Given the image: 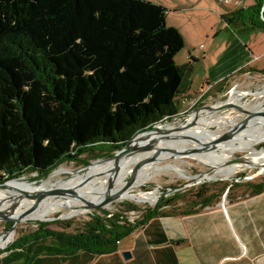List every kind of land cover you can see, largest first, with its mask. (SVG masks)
<instances>
[{"label": "trees", "instance_id": "16d2710c", "mask_svg": "<svg viewBox=\"0 0 264 264\" xmlns=\"http://www.w3.org/2000/svg\"><path fill=\"white\" fill-rule=\"evenodd\" d=\"M166 12L150 0H0V183L27 173L43 179L95 150L113 155L137 132L181 112L192 99V66L175 62L184 40L167 26ZM222 20L264 30V0ZM248 188L250 196L261 194L264 183ZM213 197L202 189L194 195L203 208ZM177 198L153 208L115 205L121 210L93 212L73 231L71 221L56 223L62 230L37 222L13 239L0 264L116 252L152 218L194 213L196 202L181 208Z\"/></svg>", "mask_w": 264, "mask_h": 264}, {"label": "crops", "instance_id": "0c3cea01", "mask_svg": "<svg viewBox=\"0 0 264 264\" xmlns=\"http://www.w3.org/2000/svg\"><path fill=\"white\" fill-rule=\"evenodd\" d=\"M237 1L240 4L243 2ZM196 4L205 6L198 8L196 5L195 11L208 12L210 16L215 12L225 13L226 16L254 5L252 3L245 8L238 5V9L233 10L222 0H197ZM219 7L224 12L218 11ZM222 17L221 23L226 26L223 31L229 30V40L224 42V39H220L224 32L219 31L220 34L210 38L208 47L200 45L199 54L190 52L184 65L179 66H192L187 78V94H191L189 85L195 77H200L201 89L207 90L225 79L230 81L248 69L254 74H264L263 68L255 65L258 58L246 45L249 41L243 43L236 36L237 32L249 30L264 33V30H253L242 23L231 27ZM169 27L178 28L173 25ZM177 30L184 39L179 28ZM263 54L260 53V56ZM197 65L202 66L198 75L195 74ZM220 191L222 197H213L204 208L201 202L196 201L195 206L192 205L194 213L152 218L146 226L119 241L116 252L106 255L80 252L67 256H38L27 264H264V192L250 196V189L246 185H228ZM124 252H129L131 256L124 259ZM8 264L23 262L11 261Z\"/></svg>", "mask_w": 264, "mask_h": 264}, {"label": "rangeland", "instance_id": "374dc122", "mask_svg": "<svg viewBox=\"0 0 264 264\" xmlns=\"http://www.w3.org/2000/svg\"><path fill=\"white\" fill-rule=\"evenodd\" d=\"M150 1L156 4L163 5L165 9L167 10V19H166L167 25L168 26L173 25L176 28L178 27L181 33L184 35L183 49L181 50L179 54H177V56H175V62L176 64H178V66L184 65V63L186 62V58L190 56L189 54L190 52L194 53L195 55H198L200 51L199 49L200 45H202L204 48H206V46L208 47V42L210 38L217 33L220 34L219 31L221 30L223 31V29L226 28V26L223 25L220 20V16L221 15L224 16L225 13L216 14L215 12L213 15L210 13L211 14L210 16L208 12L195 11L197 0H150ZM226 1H227L226 4H229L230 6L229 8H232L233 10L238 9V5L239 7L245 8L248 5H251L252 3H254V0H243V2L241 1L242 4H240V1H237V0H226ZM209 2L210 1H208V3ZM197 6L199 8L205 5L199 4ZM208 6L210 5L208 4ZM216 9L218 8L216 7ZM218 11L224 12L222 11L221 7H219ZM260 18L262 20L261 15H260ZM223 32L224 33L221 34L223 38H220V39H224V42H225L226 39L229 40L230 33H229V30H226ZM236 36H238L243 43H247V41H249V43H247L246 45L250 47V49L252 50L254 54V57L258 58L257 59L258 61L255 64L256 67L263 68L264 70V54L260 56V53L264 52V33L255 32V31L251 32L247 30L244 32H237ZM204 48L201 50V52L204 50ZM201 71H202V66L197 65L195 68V74L198 75ZM201 82L202 81L200 80V77L198 78L195 77L194 80L191 79V84L189 85V91L191 92L192 95L187 94V93L186 95H190L192 99H189L188 102L184 101L182 103V108L180 109L181 112L178 113V115L175 116L172 120L161 122L163 126H159L160 128L166 131V130H169V128L174 127L177 129L183 126L186 121L192 120L194 118V117L192 118L191 115L188 118L187 117L188 113H193L204 107L206 108V107L214 106L215 104H219V102L220 103L225 102L226 100H228L230 96V92L234 90V88L236 89L237 92L250 93V94H255L256 92L264 90V74L263 73L254 74L253 72L249 71V69L242 71L241 73H239V75H237L236 77H233L230 81H228L227 84H225L222 87L219 86L217 88H210L209 90L206 91L204 89H201L200 87ZM193 94H196V95H193ZM257 100H261V98L255 99V97L246 96L244 99L240 101V103L244 104L246 102H249L250 104H253ZM263 108H264V105H263ZM263 108H259L258 110H256V112H258L259 110H262ZM216 113H219L220 115L224 116L227 120H234L235 122L239 120L238 122H236L237 124L247 115L244 113L242 114V113L236 112L234 110H227V111H222V112L217 111ZM202 114H204V112L197 114V116H201ZM252 120L253 122H250ZM255 120H258V122ZM218 123L214 124V126H212L211 128H204V130L205 131L207 130L215 131L219 128ZM258 123H261V124L263 123L262 117L255 114V115H251V118L245 124L248 125L249 127H254L253 125H256ZM235 128L236 127L234 126H230V127L227 126L223 129L224 131H221V132H223V134H227ZM251 148L257 151L262 150L264 152V142L263 143L261 142L260 144H255V145L253 144ZM97 155L99 157L101 156L110 157L111 153L108 154L103 151L95 150L93 152H88L87 154L80 156L78 160L82 162H84L85 160L92 161L91 159ZM169 155L170 156L167 158L160 157L154 160L150 159L151 162L149 163H146L148 161L143 160L145 162H139L137 165H133V168L134 170H136V168H138L139 165H140L139 167H143V166L158 167V166L167 165V164H174L175 166L180 167L183 170L182 171L184 174L183 178L175 175V173L173 172H167V171L155 174L154 177H152L149 181L139 185L136 188H130L127 191L126 196L112 200V201L117 202L115 203L116 206L118 205L122 206L125 203H131L132 205L140 209L142 208V206L145 208H148V207L153 208L159 199H168L169 197L177 196L178 198L175 199V203H177L178 206H180L181 208H184V207L188 208L189 206H191L190 204L191 202L198 201L194 198V195L199 189H202L205 192V196H209L213 194L214 198L218 199L222 197V192L220 191L222 187H225L228 185L249 186L250 184H258V183L263 184L264 183V173L262 174L260 173L257 175L260 169L262 172H264V161H261V160L258 162H255L254 165L249 164L248 166H246L245 169L237 170L229 178L217 176L214 180H205V181L203 180L194 181L191 179L192 177L198 176L202 173L204 174L206 172H210V170L216 166L224 165L225 163H229L231 161L234 162L235 160L237 159L239 160L244 157L248 158V152H245V151H238L234 153L232 152L229 155H224L223 152L218 151L216 147L213 149V155L209 157H205V158L202 157L198 159H191L190 157H187V156L175 158V157H172V154H169ZM79 161L76 162L73 159H69L63 162L61 165L57 166L56 168H53L48 173V175L44 177L43 179H38L36 174L27 173L21 179L11 181L14 184H16L17 187L10 186V185H7V186L16 189V191L19 189H26V188L30 189V191L28 192L26 191L27 194H29V192L30 193L33 192V194H42V192H45L50 186H52L56 182L63 181L64 178L68 176L72 172L73 169L77 168L82 163ZM133 164H136V163H133ZM255 167H258V168H255ZM130 180H131L130 176H127L125 178V182H129ZM194 182L199 183V184L191 185L190 187L189 186L184 187L185 185H188ZM14 195H18V194L11 192V191H6L4 197H11ZM3 198L0 197V207H3L9 204L10 202L9 200L3 199ZM15 199L16 198H14V200ZM112 201H108L103 204L98 203L95 206L91 207L90 210L84 212L83 214L77 217H74V218L72 217L70 219L63 220V221L57 220V221L50 222V223H53V225H51L50 228L62 230L64 229V226L63 225L58 226L56 223L71 221L72 225H69L67 231H73V229L80 226L83 221L88 220V216L92 213L91 210L94 209L95 207H98V206L102 207V209H105V211H109L110 213L115 212L116 208H114V206L111 208L110 203ZM118 208L123 209L124 207L118 206ZM120 210L121 209H117L116 212ZM63 212H64L63 210L57 211L49 216H46L45 218H51V219L59 218ZM127 217L130 220H134L136 218V214L127 213ZM37 222L39 221L29 220L27 222L18 224L14 230L13 237L5 244V247L2 250H0V259L4 258L3 252H5L8 246H10L13 239L27 232H32L35 229L36 227L35 225ZM12 224L13 223H4L0 219V244L5 240V238H7L9 234L8 231L11 229Z\"/></svg>", "mask_w": 264, "mask_h": 264}, {"label": "bare ground", "instance_id": "6f19581e", "mask_svg": "<svg viewBox=\"0 0 264 264\" xmlns=\"http://www.w3.org/2000/svg\"><path fill=\"white\" fill-rule=\"evenodd\" d=\"M246 96L255 97V99L261 98V100H257L253 104H250L249 102L241 104L240 101ZM263 105L264 90L256 92L255 94L240 93L236 90H232V97L225 102L215 104L211 107H204L193 112L194 114L188 113V118L190 115L194 118L186 121L183 126L177 129L173 127L164 131L159 127L163 126L161 123L157 124L148 132L144 131L137 134L134 141L131 143L132 149L130 151L132 152L133 149L139 145H146L147 149L136 153L130 162L127 163L124 160L125 155L130 153V151H127L126 153L122 152L118 154L117 158L107 160L105 163L100 165H98L99 162H96L91 166H87L86 168H83L81 173H79L69 183L68 187L61 195L46 200L43 199V197L51 194L63 181L56 182L45 192H42V194H33V192H29V197L26 194L30 191V189H19L17 190V193L16 189L7 186H16V184L10 181L4 188H0V197L3 198L6 191H11L18 195L3 198L9 200L10 202L5 206L0 207V219L3 220L2 218L13 217L16 220L29 212L30 216L28 217V220L45 221L46 219H50L45 218L46 216L62 210L64 212L61 214V218H74L90 210L91 207L98 203L103 204L116 198L118 199L126 196L127 191L130 188H136L149 181L155 174L167 171L173 172L175 175L183 178V170L174 164H167L158 167H139V165L138 168L134 170L133 165H137L139 162H145L143 160L148 161L146 163L151 162L150 159L145 158L150 156L152 154L150 153V150L155 148H161L174 152L170 154H172V157L175 158L186 157L184 154H189L187 157H190L191 159L212 156L213 149L216 147L218 151H222L224 155H229L232 152L234 153L238 151L248 152V158L244 157L239 160L237 159L234 162L231 161L229 163H225L224 165L216 166L211 169L210 172H206L204 174L202 173L198 176L192 177L191 179L194 181H205L214 180L217 176L229 178L234 172L239 169H245L249 164L254 165L255 162L260 160L264 161V152L262 150L257 151L251 148L253 144L255 145L264 142ZM259 108H263V114H257L256 110ZM227 110H234L242 114H257L262 117L263 123L253 125L254 127H249L246 124L238 126L236 122L239 120L236 122L234 120H227L224 116L216 113L217 111L222 112ZM201 112H204V114L197 116V114ZM255 121L258 122V120ZM250 122H253V120ZM217 123L219 126L217 130H204V128H211ZM227 126H234L236 128L227 134H223L221 131H224L223 129ZM169 156L170 155L166 153H159L154 154L151 159L154 160L160 157L167 158ZM127 176L131 177L129 182H125V178ZM14 198H16L17 201L16 199L14 200ZM14 230L10 229L8 231L9 234L7 238H5V240L0 244V250H2L5 247V244L13 237Z\"/></svg>", "mask_w": 264, "mask_h": 264}, {"label": "water", "instance_id": "95a60500", "mask_svg": "<svg viewBox=\"0 0 264 264\" xmlns=\"http://www.w3.org/2000/svg\"><path fill=\"white\" fill-rule=\"evenodd\" d=\"M263 114V112H262V110H259L258 112H257V114ZM251 118V114H247L246 116H245V118H243L239 123H238V126H241V125H243V124H245L247 121H249V119ZM157 125V124H156ZM156 125H154V126H152V127H150V128H146V129H143V130H141V131H139V132H137L135 135H134V137H132L129 141H127L126 142V144L119 150V151H116V152H114V155H111L110 157H103V156H101V157H99V156H95L94 158H92L91 160L92 161H89V160H85L84 162H82L77 168H75V169H73L72 170V172L68 175V176H66L65 178H64V180H63V182H61V184H60V186H58L51 194H49V195H47V196H44L43 197V199H49V198H52V197H55V196H58V195H61L62 193H63V191L68 187V185H69V183L79 174V173H81V171H82V169L83 168H86L87 166H91L93 163H95V162H99L98 163V165H100V164H102L103 162H105V161H107V160H110V159H115V158H117V155L118 154H120V153H126L127 151H130L131 149H132V141H134V138H135V136L137 135V134H139V133H141V132H144V131H150V130H152L153 129V127H155ZM147 149V146L146 145H139L138 147H136L135 149H133V151L131 152L130 151V153L129 154H127V155H125V157H124V160L128 163V162H130L131 161V159H133V156L136 154V153H139L140 151H144V150H146ZM150 153H152L150 156H147V158H145V159H151L152 158V156H154V154H159V153H161V154H163V153H166V154H170V153H174V152H170V151H167V150H165V149H158V148H155V149H151L150 150ZM184 156H189V154H184ZM103 161V162H102ZM255 168H258V167H255ZM254 169V168H253ZM262 174V173H264V172H262L261 171V169L259 170V173H257V175L258 174ZM252 178V177H251ZM13 180H16V179H13ZM13 180H9V181H6V182H4V183H0V188H4L5 187V185L8 183V182H10V181H13ZM195 184H199V183H190V184H188V185H185L184 187H190L191 185H195ZM27 196H28V194H26ZM39 199V198H38ZM42 199V200H43ZM115 203H117L116 201H112L110 204H111V208L113 207V206H115L116 204ZM105 211V209H102V207H95L94 209H92L91 210V212L93 213V211L94 212H98V211ZM91 212H89V213H91ZM30 216V213L28 212V213H26L23 217H21V218H18V219H13V218H2L3 220V222L4 223H13L12 224V227H11V229H15L16 228V226L18 225V224H20V223H24V222H27V221H29L28 220V217ZM70 219V218H69ZM63 221V220H67V219H63V218H61V217H59V218H50V219H46L45 221L44 220H37V221H39V222H44V223H50V222H53V221ZM129 256H131L130 254H129V252H124L123 254H122V257L124 258V259H128L129 258Z\"/></svg>", "mask_w": 264, "mask_h": 264}, {"label": "flooded vegetation", "instance_id": "af4514ba", "mask_svg": "<svg viewBox=\"0 0 264 264\" xmlns=\"http://www.w3.org/2000/svg\"><path fill=\"white\" fill-rule=\"evenodd\" d=\"M234 90H236V89L234 88ZM230 97H232V91L230 92V96H229V98H230ZM229 98H228V99H229ZM219 103H220V102H219Z\"/></svg>", "mask_w": 264, "mask_h": 264}, {"label": "built area", "instance_id": "2783aa9c", "mask_svg": "<svg viewBox=\"0 0 264 264\" xmlns=\"http://www.w3.org/2000/svg\"><path fill=\"white\" fill-rule=\"evenodd\" d=\"M223 2L227 3V1H226V0H223ZM246 74H247V73H246ZM207 90H209V88H208ZM207 90H206V91H207Z\"/></svg>", "mask_w": 264, "mask_h": 264}]
</instances>
